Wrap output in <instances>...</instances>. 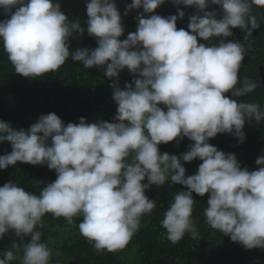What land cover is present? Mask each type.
I'll return each instance as SVG.
<instances>
[{
  "label": "clouds",
  "instance_id": "9594fccd",
  "mask_svg": "<svg viewBox=\"0 0 264 264\" xmlns=\"http://www.w3.org/2000/svg\"><path fill=\"white\" fill-rule=\"evenodd\" d=\"M171 2L197 10L188 17V30L177 28L184 11L166 18L153 14L165 0H132L124 15L141 8L143 13L137 15L136 31L121 40L125 28L114 0H86V27L78 19L70 21L55 0H0L9 17L0 21V42L16 74L35 79L71 58L87 69H104L117 105L113 122L88 123L81 117L65 124L48 113L27 130H17L0 120V143L11 145L10 153L0 155V169L20 162L46 165L56 173L38 195L12 180L0 186V240L10 231L31 237L21 264H49L52 251L36 230L49 213L69 225L82 217L79 232L97 252L124 249L142 216L156 207L145 192L169 179L187 189L174 195L161 221L172 244L185 234L199 236L192 219L195 193L209 194L203 212L208 226L246 250L264 248V154L255 160L258 169L250 171L235 154L209 143L223 133L243 143L245 123L264 122L259 104L233 99L257 87L239 77L247 49L233 40L224 42L234 28L251 36L260 27L264 18L252 9L264 8V0ZM209 5L220 6L219 19L216 9L205 11ZM85 32L97 47L70 51V38ZM214 37L224 40L213 43ZM125 69L134 79L121 88L119 73ZM184 138L192 141L188 151L161 153L159 145ZM196 159L202 161L197 173L186 177L181 161ZM14 259L13 251L6 250L0 264Z\"/></svg>",
  "mask_w": 264,
  "mask_h": 264
},
{
  "label": "trees",
  "instance_id": "16d2710c",
  "mask_svg": "<svg viewBox=\"0 0 264 264\" xmlns=\"http://www.w3.org/2000/svg\"><path fill=\"white\" fill-rule=\"evenodd\" d=\"M6 18L9 17L0 9V21ZM74 19L77 18L69 20ZM79 22L85 27L84 22ZM69 46L74 52L78 48L94 49L97 43L85 32L82 37H71ZM99 81L96 68L87 69L71 58L57 71L35 79L25 78L15 73L0 42V120L9 122L17 130H27L41 115L48 113H55L65 124L78 123L81 117L88 123L97 122L105 120L104 115L108 116L105 121L113 122L117 108L112 111L108 104L112 93ZM159 148L161 153L167 152L162 144ZM10 152L9 143H0V155ZM55 179L56 173L46 165L18 162L15 166L0 169V186L12 180L37 195L43 186ZM181 190L186 189L172 184L170 179L160 188L151 186L145 195L155 200L156 207L151 214L142 216L139 230L124 249L116 252H97L94 249L79 232L82 217H74L69 225L63 217L45 214L43 227L37 226L36 230L42 233L40 242L52 251L49 264H264L260 248L246 250L206 224L203 212L207 198L196 194L193 196L196 202L192 219L196 222L199 236L193 239L190 234H185L178 243L172 244L166 238L161 221L174 195ZM30 239V236L17 237L8 232L0 240V258L6 250H12L17 259L9 264H21L24 246Z\"/></svg>",
  "mask_w": 264,
  "mask_h": 264
},
{
  "label": "flooded vegetation",
  "instance_id": "af4514ba",
  "mask_svg": "<svg viewBox=\"0 0 264 264\" xmlns=\"http://www.w3.org/2000/svg\"><path fill=\"white\" fill-rule=\"evenodd\" d=\"M61 5L62 12L68 17V19L77 18L79 21L86 22V0H55ZM117 5L119 12L121 13L122 24L125 28L123 36L120 37L121 40L126 39L127 35L131 32H135L137 28V15L143 13V9H133L128 12L127 15H124L125 6L131 4L132 0H114ZM213 9L217 10V19L221 17V10L219 5H209L205 11H211ZM178 10L184 11V18L177 20V28H183L188 30V17L195 14L197 10L188 6L183 5H174L171 0H165V3L159 6L155 13L162 17H168L171 15H177ZM202 14V13H201ZM252 14L256 15L258 19L264 18V8L253 6ZM148 14H145L147 18ZM86 27V23H85ZM233 36L228 37L226 41H234L237 43H242L247 49L246 56L242 61V66L239 72V77L241 81L243 78L247 77L250 80L254 81L257 84L256 89L243 97H233L238 101L257 103L264 109V22H261L260 27L256 30H253L252 35L249 36L247 32L239 28L232 29ZM220 40H224L223 37L213 38V43H219ZM198 43H204L208 45L207 41H204L198 38ZM97 77H100V83L105 88H110V93L113 92L111 88L112 80L108 79L104 75V69H97ZM120 81L119 86L124 87L126 83H131L134 79V76L128 72L127 69L119 73ZM227 96L231 98V94L227 93ZM110 109L112 111L117 108L116 103L111 97L109 101ZM116 114V112L114 113ZM106 115L104 119L107 120ZM245 140L243 143H240L237 138L228 133L217 134L215 138L209 140V143L218 150H221L225 153H233L236 155L238 161L241 164V167H247L250 171L257 170L259 166L255 164V160L264 154V122L256 123L254 120L246 122L244 129ZM192 143L188 138H184L177 143L176 141L170 142L168 144H162L165 151L169 154L180 155L189 150V145ZM182 165L185 167V175L191 176L197 173L198 167L202 161L199 159L193 160L192 162H183ZM186 189V188H185ZM187 190V189H186ZM195 196V193L193 194ZM205 197L209 198V194H205ZM259 249V248H258ZM262 254H264V248H260Z\"/></svg>",
  "mask_w": 264,
  "mask_h": 264
}]
</instances>
